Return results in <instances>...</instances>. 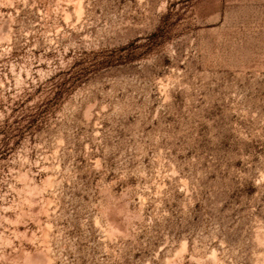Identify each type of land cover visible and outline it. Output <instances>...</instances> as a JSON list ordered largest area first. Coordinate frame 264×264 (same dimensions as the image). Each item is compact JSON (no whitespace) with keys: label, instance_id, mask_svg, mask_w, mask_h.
Segmentation results:
<instances>
[{"label":"rangeland","instance_id":"obj_1","mask_svg":"<svg viewBox=\"0 0 264 264\" xmlns=\"http://www.w3.org/2000/svg\"><path fill=\"white\" fill-rule=\"evenodd\" d=\"M0 264H264V0H0Z\"/></svg>","mask_w":264,"mask_h":264}]
</instances>
